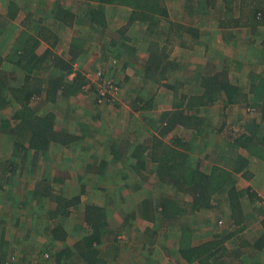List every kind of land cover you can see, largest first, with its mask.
<instances>
[{"label":"crops","instance_id":"1","mask_svg":"<svg viewBox=\"0 0 264 264\" xmlns=\"http://www.w3.org/2000/svg\"><path fill=\"white\" fill-rule=\"evenodd\" d=\"M28 1L0 0V81L18 96H25L36 83L37 90H46L55 73L72 83L81 71L85 83L81 93L69 97L60 92L56 100H49L45 92L34 95L24 110L28 125L17 116L24 109L19 101L9 95L8 103L0 101V264H57L63 250H76L93 233L86 223L90 206L101 208L105 218L99 241L90 245L98 254L88 259L90 263L77 253L61 264H198L182 257V246L198 248L218 241L223 250L217 256L220 264H264V52L254 46L253 55L247 53L264 37V23L252 29L243 12L248 14L256 2L247 0L244 8L242 0H206L204 5L200 0L196 7L202 12L174 19L180 6L162 0L173 31L164 30L163 38L147 41L146 24L136 22L127 29L132 13L127 7L104 6L108 30H119L118 37H112L107 30L98 32L101 29L87 19L88 9L97 6L93 1L86 10L68 0H41L43 6L27 9ZM216 8L219 16H207ZM60 13L73 16L64 22L73 31L70 46L73 41L96 42L85 44L89 58L84 66L73 59L69 47L66 54L58 50L62 29H57L60 22L54 16ZM27 16L37 33L51 31L36 35L45 47L37 49L38 56L48 50L53 55V61L35 69L28 85L17 63ZM117 19L122 23L112 28ZM125 38L135 51L125 50ZM53 41L57 45L49 43ZM152 41L166 45L168 58L161 71L147 78L143 67ZM55 58L71 63L73 69L62 73ZM101 58L121 64L120 85L108 80L114 70L108 65L104 73ZM96 71H102L103 80L96 79ZM223 73L224 82L239 89L231 101L220 89ZM109 81L118 89L122 86L118 96L124 98L107 93L97 106L103 111L74 113L70 107H59L61 102L72 105L81 94L98 93ZM48 106L51 111L45 109ZM110 106L115 114L104 112ZM48 113L54 118L46 121L47 137L57 133L81 139L60 145L47 143V138L46 148H33L30 120L44 119ZM191 175L199 180L196 183L211 177L214 189L224 183L211 194L209 207L192 210L193 195L181 189ZM233 187L239 219L228 198ZM56 233L66 239H56ZM243 248L248 255L242 254Z\"/></svg>","mask_w":264,"mask_h":264},{"label":"trees","instance_id":"2","mask_svg":"<svg viewBox=\"0 0 264 264\" xmlns=\"http://www.w3.org/2000/svg\"><path fill=\"white\" fill-rule=\"evenodd\" d=\"M94 3H97L96 7L88 9L86 13L87 19L91 23H93L94 26L99 27L101 30L98 32L101 33H106L107 25L105 21V12H104V6L105 5H114V6H123L127 7L132 10L129 22L127 24V29H129V26L132 25L133 23L136 22H142L147 25V41L150 40L152 37H164V29L165 27H161L159 24L160 20H166L169 17V13L167 8L163 5L162 0H92ZM247 0H242V5L245 8V5L247 4ZM256 2L255 8H249L248 14L245 12V9H243L244 14L246 15V22L247 25L250 26L252 29H257L259 25H263L264 23V0H254ZM253 1V2H254ZM56 8V4L55 7ZM12 10V9H11ZM14 11V10H13ZM10 11V17H14L17 12L18 8H16V11L14 12ZM53 11V10H52ZM59 12V11H58ZM58 14V13H57ZM55 14V15H57ZM53 15V14H52ZM30 16H27L25 18V21L23 22L24 25L26 26L27 30L21 31L20 33V47H21V53L17 54L19 61L17 62L20 69L25 70L26 75H27V85L30 79V76L33 74V72L39 69L43 68V64L47 62L53 61L52 59V53L46 51L44 55L38 56L37 54V49L40 47V42L38 41L36 35H41L42 33H48L50 31V28H46L47 31L44 30H39L37 33V25L35 26H30L27 22L29 20ZM55 20L59 21V28L60 30H65L71 26H67L64 24L65 21H69L73 16L69 13H65L64 15L62 13L59 14V16H54ZM166 23V24H167ZM24 26V27H25ZM126 29V30H127ZM162 29V30H160ZM173 29V28H172ZM51 32V31H50ZM121 33L125 32V29L120 31ZM56 34V31L53 32ZM162 33V34H161ZM2 34V30L0 28V36ZM57 35V34H56ZM56 36H54L55 38ZM127 43L125 42L122 44V46L125 48V50L129 53H131L132 50L135 51L134 48H132L129 45V40L125 38ZM145 40V42H146ZM50 41L47 39V42ZM153 42V41H152ZM52 45H57V41L49 42ZM88 42H79V41H73V43L70 46V49L72 51V57L73 59H77L78 61H84L85 59L89 58V52L86 51V49L89 50V48L86 46ZM89 45V44H88ZM113 49L115 47L112 45L111 46ZM85 48V50H84ZM150 51V56L146 63L144 64V73L145 77L148 78V75L152 74L155 72V70H162L163 69V61L168 58L167 54V48L166 45L162 46L158 44V42H153L151 47H149ZM77 50L81 52H84L83 55H79ZM75 51V53H74ZM70 52V51H69ZM118 54V53H117ZM56 62L55 65H58L59 69H61V72L63 73L64 71H71L73 67L71 66V63L69 62H63L62 60H59L58 58H55ZM0 61V65H1ZM88 62V61H87ZM72 67V68H71ZM85 68L87 71L90 68V65H86ZM85 69V70H86ZM165 69V68H164ZM165 70H163L164 72ZM65 73V72H64ZM226 73L220 74L223 79L219 80V85L221 92L223 91L228 98L229 101L233 100L235 94L239 91L238 88L230 84L229 82H224V78H226ZM63 74L59 75V73H55V80H50L47 82V88L46 90H37V85L33 84V89L28 91V96L27 94H24L25 96H18L17 91L13 90L11 88H7V84L3 82L2 80L0 81V101L4 100L3 103H8V95L12 96L16 101H19V103L24 107V109L17 114L18 117L22 118V122L24 124H27V115L25 114L24 110H28V102H30V99L34 97V95L38 96L39 94H42L45 92L47 94V97L49 100H56L57 97L59 96V92L63 93L65 97H69L70 95H75L79 94L82 91L83 85L85 78L83 77V74L81 71L77 72L75 79L73 80L72 83H64L63 81ZM15 79V78H13ZM160 78L158 79V81ZM64 86V87H62ZM87 94L86 92H84ZM95 94V93H94ZM96 97V105L95 106H100L99 103H102L103 99L101 100L100 97L98 96V93L96 92L95 94ZM36 99V98H33ZM136 109V106H134ZM264 108V106H263ZM98 109V108H97ZM54 115H51V113H48L46 118L44 119H38L37 121L30 120L31 121V127H33L34 132H35V137L33 141V148H46V139L47 143H50L51 141H58L60 145L64 144H69L71 141H79L81 137H71L69 138L67 134H64V136H58L57 133L55 135H51L50 137H47V132H48V127L46 121H52L53 122V117ZM28 125V124H27ZM52 126V125H51ZM64 137V138H63ZM49 140V142H48ZM247 144L249 147H255V144L250 141V139L247 140ZM125 148V147H123ZM258 148L254 149L255 151ZM169 154H164V156H168ZM211 177H205L203 183H196L199 180L194 179V176H190L188 180L181 185V189L185 192L191 193L194 197V201L191 203L192 210H198L202 208L209 207L210 205V199H211V194L214 191L221 190L222 187L224 186V183H220L216 185V188L214 189L213 184H211ZM211 182V183H210ZM229 201L232 206V211L234 212V218H236V214L240 210L238 208V201H237V196L236 192L234 190V187L229 189ZM229 203V204H230ZM62 208L65 207V205L62 204ZM87 214H86V223L91 227L93 233L91 234L90 237H84L81 241L82 246L76 248V250H70L66 248L65 250L62 251V254L58 255L56 260L57 264H61L62 260H73L74 256L78 253L79 256L82 257V259L88 263L90 261L88 259L95 257V254H98L95 249H90V245H92L100 238V232L103 230V220L104 215L103 211L101 208L97 206H90L87 209ZM65 234V233H64ZM67 234V233H66ZM57 237L56 239H60L61 241H64L66 237L60 236L58 233H56ZM186 238V237H185ZM222 241H218L215 244H206L203 246H200L198 248H188L186 244L182 246L181 249V255L182 257L188 261L189 263L191 262H197L198 264H220L219 258L217 257L220 255V252L223 251L221 247H218L221 244ZM215 245L217 246L216 250H213L215 248Z\"/></svg>","mask_w":264,"mask_h":264},{"label":"rangeland","instance_id":"3","mask_svg":"<svg viewBox=\"0 0 264 264\" xmlns=\"http://www.w3.org/2000/svg\"><path fill=\"white\" fill-rule=\"evenodd\" d=\"M65 1V0H64ZM76 2V3H79V6H81L80 8L82 9V10H86V6H88L89 5V3L90 2H92V0H68V1H66V2ZM203 3H201L200 5H204V2L206 1V0H201ZM40 2H41V0H29L28 2H27V4H26V8L28 9V8H34L35 6L36 7H38V5H40ZM171 2H177L178 3V5L180 6V9H175L176 10V12H177V14L174 16V19H176V18H182L183 16H188V13H190L193 17L195 16V15H197L198 14V12H202L203 10H201L200 8H198V7H196V6H199V2H200V0H171ZM183 2H185L184 3V5H186V7L184 8V10L183 9H181V7L183 6ZM189 3L191 4L190 6H194L193 8H191L190 6H189ZM40 6H43L42 4L40 5ZM41 8H43V7H41ZM175 12V13H176ZM27 13V12H26ZM190 15V16H191ZM207 16H210V17H212L213 18V16L215 17V16H219V12H218V10H217V8L216 9H214L213 11H211V13L210 14H208ZM50 22L48 23V25H50V24H52V20H49ZM120 21H122V20H120V19H117V22L114 24V26H111L112 28H115V27H117V24L120 22ZM122 23V22H121ZM121 23H119V24H121ZM213 23V22H212ZM118 24V25H119ZM15 26H19L18 24H15ZM162 26L163 27H165L166 29H164V30H166V33H169V32H172L173 31V29H172V25H170V24H166V22H163V24H162ZM161 26V27H162ZM20 27V26H19ZM57 29H60V28H57ZM175 29V28H174ZM162 30V29H161ZM114 31V32H113ZM113 31H111V30H108L107 29V32H110V34H111V36L113 37H118V33L117 32H119V30H116L115 31V29L113 30ZM128 31V30H127ZM137 30L136 29H131L130 30V32H136ZM18 32H20V29L19 30H16V34L18 33ZM72 30L69 28V29H66V30H61L60 31V35L62 36V40H61V43H60V47H59V49L58 50H60V53H63V52H65L64 54H66L67 52L66 51H68V47L70 48V42H69V40H70V38H71V34H72ZM111 32H113V35H112V33ZM137 32H139V31H137ZM129 33V32H128ZM95 42V41H94ZM94 42H92V41H90V42H88L89 43V45L90 46H92L93 44H95ZM99 43H101V42H99ZM131 41H130V45H131ZM88 45V44H87ZM132 46V45H131ZM254 46H256L260 51H259V53L262 51V52H264V37H261L257 42H255V44L253 45V46H251L250 48H249V51L247 52L249 55H253V53H254ZM44 46L42 45L39 49H41V50H43L42 48H43ZM100 47V46H99ZM98 47V48H99ZM102 47V46H101ZM45 48V47H44ZM99 50L100 51H102V49L101 48H99ZM259 53L257 52V54H256V56L257 55H259ZM96 53H93L92 52V55H95ZM102 57V56H101ZM88 60V59H87ZM86 60V61H87ZM101 60L103 61L102 62V65L104 66V73H106V66H108V65H111L112 66V70H114V72H113V75L111 74V75H109V77H108V75H107V78H108V80H113V81H115L116 83H118L119 84V82H118V80H119V78H122V74L121 73H118V68L121 66V64H119L118 63V61L117 62H114L116 59L115 58H111L110 59V61L109 60H107L106 58H101ZM109 61V62H108ZM83 63V66H84V64H85V60L82 62ZM259 65V64H258ZM95 67H97V66H95ZM259 67H261V64H260V66ZM109 68V67H108ZM108 70V69H107ZM97 72V71H96ZM95 72V73H96ZM103 74V73H102ZM105 76H106V74H105ZM104 76V77H105ZM113 83V82H112ZM120 85V84H119ZM118 86V85H117ZM119 87V86H118ZM119 90V92H115V93H113V96H114V98L115 97H117L118 96V94L120 93V91H123L122 90V86H120V88L118 89ZM129 90H131V89H129ZM162 92H163V89H162ZM81 95H83V94H81ZM79 96V97H77L76 99L74 98V99H72L71 101H73L72 102V105L71 104H66V105H64V104H62V102H61V104L59 105V107L61 108V106L62 107H70L69 109L72 111V112H77V113H85L86 111H89V112H96V111H98V112H101V111H103V109H101L100 108V110L99 109H97V106H95V104H94V101H95V94L94 93H91V94H87V95H84V96ZM119 97V100H121V99H123L124 98V95H120V96H118ZM105 99H107V98H105ZM103 101H104V99H103ZM51 106H48V107H46L45 109H47V110H50L51 111V108H50ZM53 108V107H52ZM63 109V108H62ZM104 112L105 113H111V114H115L116 113V110H115V108H114V106H110V107H107L105 110H104ZM109 113V114H110ZM251 207V206H250ZM228 208V207H227ZM226 208V209H227ZM223 223H224V220H223ZM223 227H225V225L223 226ZM241 240V239H240ZM240 240H238V239H236V241H240ZM245 249H247V248H243V255H248L249 254V252H248V250H245ZM231 250H233V249H231Z\"/></svg>","mask_w":264,"mask_h":264},{"label":"built area","instance_id":"4","mask_svg":"<svg viewBox=\"0 0 264 264\" xmlns=\"http://www.w3.org/2000/svg\"><path fill=\"white\" fill-rule=\"evenodd\" d=\"M96 79L97 80H103V74L102 71H97L96 72ZM118 91V88L116 87L115 84L112 83V81H109L107 83H104L98 88V96L100 99H105L107 98V93L112 92L115 93Z\"/></svg>","mask_w":264,"mask_h":264}]
</instances>
